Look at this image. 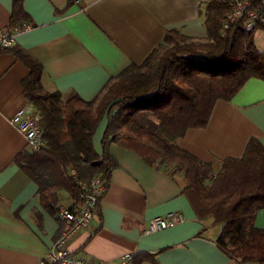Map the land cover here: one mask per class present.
I'll list each match as a JSON object with an SVG mask.
<instances>
[{
  "label": "crops",
  "instance_id": "obj_1",
  "mask_svg": "<svg viewBox=\"0 0 264 264\" xmlns=\"http://www.w3.org/2000/svg\"><path fill=\"white\" fill-rule=\"evenodd\" d=\"M13 0H0V29L10 26ZM32 28L0 52V264H43L60 223L40 201L38 185L15 162L26 152L25 138L10 118L29 101L23 79L29 69L16 51L42 65L40 83L64 97L93 98L130 63H141L167 29L205 38L207 0H21ZM104 116L93 134L101 153ZM251 137L264 146V80L249 78L229 100L217 99L205 126L189 128L176 143L198 159L218 166L225 157L242 156ZM117 162L98 201L90 227L68 243V250L104 264H117L134 253L132 264H239L214 239L220 227L198 220L183 192L179 172L149 164L132 149L111 143ZM59 205L71 197L59 192ZM180 211L185 220L145 232L149 219ZM254 224L264 228V207Z\"/></svg>",
  "mask_w": 264,
  "mask_h": 264
},
{
  "label": "trees",
  "instance_id": "obj_2",
  "mask_svg": "<svg viewBox=\"0 0 264 264\" xmlns=\"http://www.w3.org/2000/svg\"><path fill=\"white\" fill-rule=\"evenodd\" d=\"M207 1L205 38L167 29L141 63L127 65L88 100L44 90L42 65L16 51L29 69L23 92L39 113L44 142L14 160L37 183L41 203L55 215L59 192L75 193L70 169L85 183L99 175L107 185L117 166L109 145L132 149L147 163L183 175V192L198 220L219 225L214 241L227 256L239 264H264V228L254 224L264 207L262 143L251 137L242 156L222 158L218 166L176 143L187 129L206 125L217 99H231L251 77L264 80V50L254 42V32L264 31V23L245 29L243 17L222 33L228 1ZM27 18L21 0H13L9 27ZM104 116L98 153L93 134Z\"/></svg>",
  "mask_w": 264,
  "mask_h": 264
},
{
  "label": "built area",
  "instance_id": "obj_3",
  "mask_svg": "<svg viewBox=\"0 0 264 264\" xmlns=\"http://www.w3.org/2000/svg\"><path fill=\"white\" fill-rule=\"evenodd\" d=\"M76 3L81 0H73ZM229 11L222 19L223 30L230 24L244 17L243 27L251 29L256 23H264V0H227ZM32 28V24L23 21L12 27L0 29V52L11 48L15 38ZM10 123L23 134L25 150L34 152L43 145L42 131L39 126V113L31 102L20 107L10 118ZM75 185V193L71 197L70 206L57 204L55 217L60 223V232L52 245L46 250L41 262L43 264H104L91 257L75 254L68 250L69 241L80 231L90 227L98 201L107 189L106 182L99 175L94 176L88 183L77 177L74 169H70ZM185 217L180 211H170L164 215L149 219L145 232H156L179 223ZM134 253L125 252L120 255L117 264H132Z\"/></svg>",
  "mask_w": 264,
  "mask_h": 264
},
{
  "label": "rangeland",
  "instance_id": "obj_4",
  "mask_svg": "<svg viewBox=\"0 0 264 264\" xmlns=\"http://www.w3.org/2000/svg\"><path fill=\"white\" fill-rule=\"evenodd\" d=\"M208 4H210V2L207 1V6ZM254 42H255L256 47L259 50H264V31L263 30L257 29L254 32ZM214 227H219V225L215 224Z\"/></svg>",
  "mask_w": 264,
  "mask_h": 264
}]
</instances>
